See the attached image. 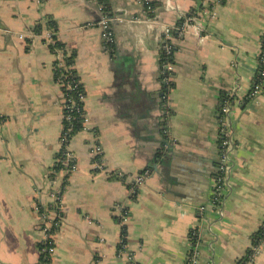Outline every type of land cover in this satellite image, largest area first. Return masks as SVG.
<instances>
[{
    "label": "crops",
    "instance_id": "crops-1",
    "mask_svg": "<svg viewBox=\"0 0 264 264\" xmlns=\"http://www.w3.org/2000/svg\"><path fill=\"white\" fill-rule=\"evenodd\" d=\"M214 1L105 0L122 19L109 25L108 50L97 2L0 0V264L37 263L43 234L34 205L53 204L54 177L64 186L52 264H189L191 255L194 264H235L243 257L264 220V91L258 102L231 107L234 148L213 205L216 120L224 97L243 100L253 85L264 0ZM179 22L190 27L166 41L164 27ZM52 23L84 90L87 123L68 143L77 166L68 177L54 173L64 98L56 56L42 38ZM166 44L175 51L173 86L164 91ZM96 146L103 171L94 166ZM144 170L150 174L131 198L128 176ZM247 264H264V243Z\"/></svg>",
    "mask_w": 264,
    "mask_h": 264
},
{
    "label": "built area",
    "instance_id": "built-area-1",
    "mask_svg": "<svg viewBox=\"0 0 264 264\" xmlns=\"http://www.w3.org/2000/svg\"><path fill=\"white\" fill-rule=\"evenodd\" d=\"M92 1L97 2L95 0H92ZM222 1L223 0H215L212 6L218 5ZM103 9H104L103 6L98 4V11L101 12V17L98 22V25L100 26L102 30V38L104 42L112 44L113 35L109 28V25L111 22H114V21L121 22L122 19L116 16L113 17L110 15H107ZM210 17L213 18L214 14L212 13ZM147 21H149L150 23H156V21L152 19H147ZM189 27H190L189 24H186V23L182 24L181 26H177V27L165 26L163 29L165 40L170 41L172 31H175L180 34V33L186 32L187 28ZM7 32H10V31H7ZM53 35L54 33L50 30L43 32L42 38L44 39L47 45L54 44ZM18 36L19 38L23 37L22 34H18ZM164 50L166 52L170 51L169 44H166L164 46ZM55 56H56V59L57 58L60 59L62 56V52L58 51L57 55ZM164 68L166 71L170 72L172 70V64L165 65ZM263 91H264V32L262 34L261 44H260L259 53H258V69L254 77V82H253V85L251 86V89L248 91V93L246 94L243 100H240V99L236 100L231 95L224 97L219 107V112H218V116L216 120L218 138H219V160L217 164V174H216L213 188H212L213 195H212L211 204L213 205L218 204V202H220L222 199V194L226 186V177H227L228 170H229L230 155L234 148L233 132H232L230 119H229L231 107L233 104H235L238 107L243 102L244 103L256 102V101L258 102ZM164 99H168L167 93L164 96ZM83 123L84 125L87 123L86 117L84 118ZM68 131H69L68 129L65 131L62 130L60 139H59L61 150H62L61 151L62 157L60 161L64 169H59L57 173L63 175V177H68L70 173H72L77 168L74 155L67 148L68 143L70 141V137H68ZM92 152H93V157L95 160L94 161L95 168L97 170L103 171L104 168L102 167L100 159L99 160L97 159V156L100 155L99 146H96ZM149 174H150L149 170H144L143 172L139 174L128 176L129 178L128 195L131 198H133L136 195L138 187L145 181V179L149 176ZM57 180L58 178L56 179L54 177V179L51 181L53 188L50 190V193H49V196L51 197L53 201V209L52 210L45 209L43 214H39V206L37 204L34 205V210L37 211L39 215L40 230L43 234V239L41 241L47 243V247L44 249V251L48 254L49 258L51 259V262H52V258L55 253V244H54L53 237H54V234H56V233H51L52 219H54V217L56 216L57 211H61L62 193H61V188L59 186L57 187L58 185ZM61 183H60V186H61ZM197 210L199 214H202L205 211V207L200 206L198 207ZM123 221H124V216L120 218V223L122 224ZM125 241H126L125 237L120 236L119 247L122 250H124L126 253L127 245ZM260 246L256 249L255 252H258V249L260 248ZM127 255H128V259L132 260L131 254H127ZM188 262L189 264L195 263L194 255L190 256ZM131 264H137V263L131 262Z\"/></svg>",
    "mask_w": 264,
    "mask_h": 264
},
{
    "label": "trees",
    "instance_id": "trees-1",
    "mask_svg": "<svg viewBox=\"0 0 264 264\" xmlns=\"http://www.w3.org/2000/svg\"><path fill=\"white\" fill-rule=\"evenodd\" d=\"M96 1L97 4L103 6L104 8L103 10L107 15L112 16V14L108 10L105 0H96ZM148 6L150 7V9H153L154 3L151 2L148 4ZM148 15L151 16L152 13H148ZM179 24L180 22L178 23V26H181V24L180 25ZM47 29L54 32L56 30V26L52 23L48 26ZM34 30L36 33H40L42 31V28L41 26L37 25ZM175 34H177V32H174L173 35ZM53 39H54V44L48 45L50 52L53 55H57L58 51L62 52L61 58L60 59L57 58L53 63L54 79L60 85V90L64 98V103H63L64 120L62 123V130L65 131L68 129L69 130L68 137H70L71 139L72 136H74L76 133L84 129V123H83L85 118V111L83 105L84 90L73 68L74 54L71 53L70 56H68L64 45L61 44L56 39L55 35H53ZM106 48L108 50H111L113 48V43L112 44L106 43ZM174 51L175 48L173 46H170L169 52L162 50L159 56L160 79L163 80L162 90L164 91L169 90L171 86H173L172 81H167L173 75V72L166 71L164 66L168 64H173ZM164 80H166V82ZM61 151L62 150L60 149V152L58 153L56 158L57 162L56 165L54 166L55 169L54 173L58 172L59 169H64L60 161L62 157ZM63 186L64 183H62L61 193ZM38 206H39V214H43L45 209L47 210L53 209V204L50 205L48 208H44L39 204ZM61 218H62L61 211H57L56 216L54 217V219H52L51 233H56L58 231L60 227ZM122 235L125 237L126 235L125 229H123ZM191 237H192V244H194L195 246L196 237L193 236V234L191 235ZM263 243H264V220L261 226L258 228V230L251 235L250 247L246 250L243 257L240 258L235 264L249 263L252 260L256 249ZM46 247H47L46 242L41 241L37 244L38 259L36 264H52L48 254L44 251Z\"/></svg>",
    "mask_w": 264,
    "mask_h": 264
}]
</instances>
